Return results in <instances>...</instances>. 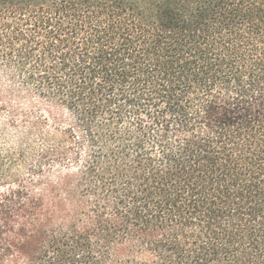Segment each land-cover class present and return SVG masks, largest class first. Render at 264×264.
I'll return each instance as SVG.
<instances>
[{
  "label": "trees",
  "instance_id": "16d2710c",
  "mask_svg": "<svg viewBox=\"0 0 264 264\" xmlns=\"http://www.w3.org/2000/svg\"><path fill=\"white\" fill-rule=\"evenodd\" d=\"M0 264H264V0H0Z\"/></svg>",
  "mask_w": 264,
  "mask_h": 264
}]
</instances>
